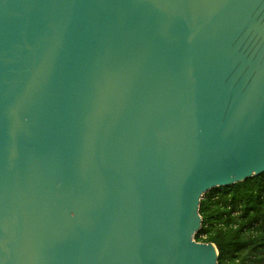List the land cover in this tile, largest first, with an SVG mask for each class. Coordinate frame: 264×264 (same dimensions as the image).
I'll return each mask as SVG.
<instances>
[{
  "label": "water",
  "instance_id": "1",
  "mask_svg": "<svg viewBox=\"0 0 264 264\" xmlns=\"http://www.w3.org/2000/svg\"><path fill=\"white\" fill-rule=\"evenodd\" d=\"M263 172L264 0H0V264H217Z\"/></svg>",
  "mask_w": 264,
  "mask_h": 264
},
{
  "label": "trees",
  "instance_id": "2",
  "mask_svg": "<svg viewBox=\"0 0 264 264\" xmlns=\"http://www.w3.org/2000/svg\"><path fill=\"white\" fill-rule=\"evenodd\" d=\"M194 239L211 242L217 264H264V172L243 182L207 191Z\"/></svg>",
  "mask_w": 264,
  "mask_h": 264
}]
</instances>
